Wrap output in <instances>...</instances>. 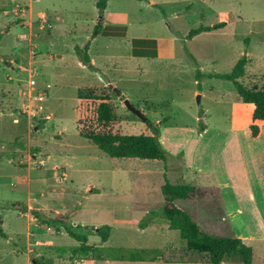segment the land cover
Returning a JSON list of instances; mask_svg holds the SVG:
<instances>
[{"label": "rangeland", "instance_id": "374dc122", "mask_svg": "<svg viewBox=\"0 0 264 264\" xmlns=\"http://www.w3.org/2000/svg\"><path fill=\"white\" fill-rule=\"evenodd\" d=\"M97 1L0 0V227L7 235L0 234V264H144L129 258L163 259L170 250L174 256L167 257L182 261L187 242L168 221L139 228L166 201L165 173L173 183L212 192L177 202L205 234L235 236L227 221L238 218L240 207L239 221L257 217L250 219L248 209L264 198V143L251 142L233 84L207 75L229 74L247 55L241 82L264 88V0H109L102 19ZM220 22L226 27L187 39L191 30ZM135 39H156L160 57H134ZM88 42L96 71L76 55V46ZM198 70L206 75L201 89ZM32 80L35 90L49 87L45 114L34 120L17 114L29 101ZM110 84L116 121L101 129L99 102L80 100L79 92ZM126 99L149 123L127 109ZM90 125L113 134L156 135L167 169L161 161L109 157L81 137ZM250 148L262 157L250 155ZM219 182L235 200L231 212ZM15 204L48 217L69 215L89 245L104 249L89 259L73 256L70 248L79 242ZM105 225L112 229L106 243L86 228Z\"/></svg>", "mask_w": 264, "mask_h": 264}, {"label": "trees", "instance_id": "16d2710c", "mask_svg": "<svg viewBox=\"0 0 264 264\" xmlns=\"http://www.w3.org/2000/svg\"><path fill=\"white\" fill-rule=\"evenodd\" d=\"M145 2L146 0H138ZM109 0H98L96 7L98 14L102 19L108 8ZM165 15V13H164ZM226 27L225 22H220L214 26L208 27L201 25L198 28L191 30L187 39L192 40L203 33H211L215 30L223 29ZM133 56L137 58H158V41L156 39H135L132 42ZM90 43L88 42L83 47L76 46V55L83 66L95 70L92 65L91 57L89 55ZM249 59L247 55L243 56L233 70L229 74H208L209 78L229 81L233 84L238 95L243 99L245 105V113L242 118L246 121L250 128L251 137L256 139L262 134L264 128V88L255 89L246 87L241 80L246 76L247 66ZM206 77L201 71L196 73L197 86L201 89L200 81ZM111 88L107 87L103 90L97 87L85 86L79 92L80 100H89L92 102H99L97 108V127L105 129L113 122L116 121L114 108L111 104ZM83 127L80 130L82 138L92 142L103 153L115 159H141L145 161H161L165 164L168 162V157L161 147L156 135H127V134H113L110 132H103L99 128ZM39 129H43L42 124ZM205 126L201 124V129L205 130ZM165 187L163 189L166 201L157 206V209L149 211L146 217L143 218L139 224L141 230L150 227L156 219H164L169 223L171 231H178L183 240L187 242L190 250L208 253L210 255L212 264H219L225 259L235 257L243 264H252V250L247 247L241 239L232 237H214L205 234L201 231L198 224L193 220L192 216L185 211L182 207L178 206L177 202L187 201L207 195V192H202L195 186L177 182L173 183L164 174ZM15 209L23 213H29L30 216L37 220L41 225H46L62 232L63 227L66 234L80 243L78 246L70 248L73 256H78L82 259H89L95 251L103 250L104 248H94L88 244V237L85 234L78 233L76 230L79 227L74 226L68 220L69 215H59L56 217H48L41 210L31 209L24 207L21 204L13 205ZM96 231L97 235L101 238L103 243L108 242L111 236V227L108 225L96 228L86 227ZM0 234L3 238H7L2 227H0ZM148 254V253H147ZM137 254H132L129 261H140Z\"/></svg>", "mask_w": 264, "mask_h": 264}, {"label": "crops", "instance_id": "0c3cea01", "mask_svg": "<svg viewBox=\"0 0 264 264\" xmlns=\"http://www.w3.org/2000/svg\"><path fill=\"white\" fill-rule=\"evenodd\" d=\"M33 10V4L29 5V11L32 12ZM91 47V46H90ZM160 51H159V46H158V57H160ZM158 59V58H155ZM92 65L95 67V60L92 59ZM86 67V66H85ZM96 68V67H95ZM96 71V70H95ZM249 127V125H248ZM250 132V128H249ZM251 136V134H250ZM251 142L254 144L258 143H264V128L262 131V134L259 138H252L251 137ZM250 155H253L257 158L262 157V154H259L255 149L250 148L249 152ZM226 182V181H225ZM219 187L221 188V194L223 196V201L224 204L227 208V210H232L233 211V201L235 200H230L229 195L226 192V185L219 182ZM197 188V187H196ZM198 189V188H197ZM264 190V189H263ZM207 195L212 194L211 191H207ZM194 199L190 200L193 202ZM228 210V211H229ZM251 211V214L254 216H250V219H254L255 216V221H239L238 218H240L241 212L244 211L241 207L238 210V218L233 216L232 221H227L231 234L235 235V237L239 238L242 240V242L252 250V264H264V198L261 202L260 205H255L253 204V208H249ZM231 212V211H229ZM234 215V214H233ZM192 216V215H191ZM193 218V216H192ZM233 231V232H232ZM256 250H259L261 256H255ZM174 251H167V256H174ZM258 254V253H256ZM263 255V256H262ZM165 257L163 259L161 258H156L153 256H145V257H140L141 262L144 264H212L210 255L208 253H200L196 252L193 250H190L189 248L184 252V256L182 261H173V258ZM131 263L133 261H130ZM136 262V261H134ZM133 262V263H134ZM219 264H243L242 262L236 261V260H231V259H225Z\"/></svg>", "mask_w": 264, "mask_h": 264}, {"label": "built area", "instance_id": "2783aa9c", "mask_svg": "<svg viewBox=\"0 0 264 264\" xmlns=\"http://www.w3.org/2000/svg\"><path fill=\"white\" fill-rule=\"evenodd\" d=\"M43 19V17H41ZM36 82L30 81L31 92L29 93V101L22 107L17 113L20 115H27L30 119L42 118L45 114L44 102L48 100L49 91L48 88L35 90ZM23 96L27 97V92H23ZM15 123H18V119H14Z\"/></svg>", "mask_w": 264, "mask_h": 264}, {"label": "water", "instance_id": "95a60500", "mask_svg": "<svg viewBox=\"0 0 264 264\" xmlns=\"http://www.w3.org/2000/svg\"><path fill=\"white\" fill-rule=\"evenodd\" d=\"M108 87L112 88L113 86L110 84V85H108ZM114 91L117 93V95H119V96L121 95V92L118 89L114 88ZM124 104H125V106L127 107V109L130 112H132L133 114H135L138 118H140L141 120H143L145 123H149L148 122V119L145 117V115L139 109H137L135 106H133L128 99H126L124 101ZM61 231L63 233H66V231H65V229L63 227L61 228Z\"/></svg>", "mask_w": 264, "mask_h": 264}]
</instances>
